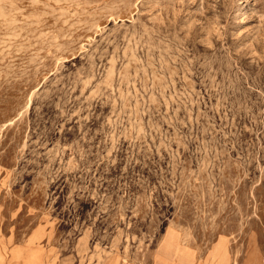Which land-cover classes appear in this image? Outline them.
Listing matches in <instances>:
<instances>
[{"label": "rangeland", "instance_id": "374dc122", "mask_svg": "<svg viewBox=\"0 0 264 264\" xmlns=\"http://www.w3.org/2000/svg\"><path fill=\"white\" fill-rule=\"evenodd\" d=\"M225 249L264 264V0H0V264Z\"/></svg>", "mask_w": 264, "mask_h": 264}, {"label": "crops", "instance_id": "0c3cea01", "mask_svg": "<svg viewBox=\"0 0 264 264\" xmlns=\"http://www.w3.org/2000/svg\"><path fill=\"white\" fill-rule=\"evenodd\" d=\"M223 249L224 248V245L223 244H219V245H215L213 249ZM225 252H226V255H227V263L226 264H229V255H228V252L226 251L225 249ZM183 253V252H181ZM181 253H177L176 256H172V258L169 259V256H168V259H157V260H154L151 264H219L218 263V256L214 253V250H213V256L211 257L210 260H197V259H191L190 256L186 255V254H181ZM2 257V253L0 252V259ZM244 264H256L255 262L253 263H250V262H245Z\"/></svg>", "mask_w": 264, "mask_h": 264}]
</instances>
